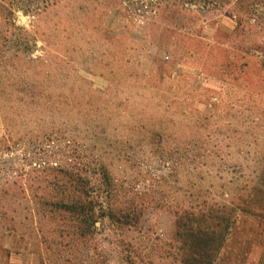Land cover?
Instances as JSON below:
<instances>
[{
    "label": "rangeland",
    "instance_id": "1",
    "mask_svg": "<svg viewBox=\"0 0 264 264\" xmlns=\"http://www.w3.org/2000/svg\"><path fill=\"white\" fill-rule=\"evenodd\" d=\"M188 1L0 0L10 166L30 171L37 154L90 175L103 162L148 207L124 235L134 254L105 222L76 241L49 225L3 239L0 264H175L167 210L205 201L234 210L215 264H264V0Z\"/></svg>",
    "mask_w": 264,
    "mask_h": 264
},
{
    "label": "trees",
    "instance_id": "2",
    "mask_svg": "<svg viewBox=\"0 0 264 264\" xmlns=\"http://www.w3.org/2000/svg\"><path fill=\"white\" fill-rule=\"evenodd\" d=\"M187 4L192 5V0ZM253 12L256 16L258 8ZM0 119L6 121L7 117L0 115ZM8 130L0 137V164L3 165H0V242L7 237L25 241L27 237L40 236L42 227L49 225L52 233L67 232L72 240H83L97 233L105 222L109 239L114 240L113 247L135 253L137 249L125 242L124 235L142 232L148 207L136 203L131 191L124 189L103 162L97 164L98 173L89 175L68 168L67 160L58 162L35 154L28 158L30 171L24 164L15 169L10 164L18 159H6L13 147L16 148L11 145L13 139ZM11 184L20 186L21 190L9 188ZM33 186L36 188L32 189ZM263 187L254 184L253 188L261 191ZM22 199L31 202L29 214L23 215ZM167 211L177 218L181 230L182 243L173 247L175 264H215L231 231L234 210L228 205L205 201ZM26 221H32L37 227L29 234L22 227ZM58 221H63L65 226L60 227ZM130 264H134L133 259Z\"/></svg>",
    "mask_w": 264,
    "mask_h": 264
}]
</instances>
